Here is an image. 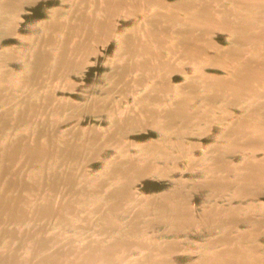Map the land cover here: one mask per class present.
I'll use <instances>...</instances> for the list:
<instances>
[{"label":"water","instance_id":"water-1","mask_svg":"<svg viewBox=\"0 0 264 264\" xmlns=\"http://www.w3.org/2000/svg\"><path fill=\"white\" fill-rule=\"evenodd\" d=\"M0 264H264V0H0Z\"/></svg>","mask_w":264,"mask_h":264}]
</instances>
